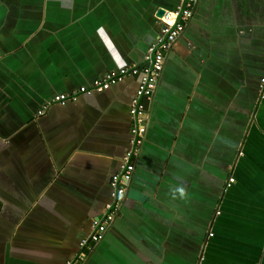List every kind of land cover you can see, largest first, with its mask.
Segmentation results:
<instances>
[{
    "label": "crops",
    "instance_id": "obj_1",
    "mask_svg": "<svg viewBox=\"0 0 264 264\" xmlns=\"http://www.w3.org/2000/svg\"><path fill=\"white\" fill-rule=\"evenodd\" d=\"M178 0H0V264H65L129 149L158 10ZM264 0H197L166 55L122 209L83 264H264ZM230 178L234 179L230 183ZM186 188V197L171 190Z\"/></svg>",
    "mask_w": 264,
    "mask_h": 264
},
{
    "label": "built area",
    "instance_id": "obj_2",
    "mask_svg": "<svg viewBox=\"0 0 264 264\" xmlns=\"http://www.w3.org/2000/svg\"><path fill=\"white\" fill-rule=\"evenodd\" d=\"M196 4L197 0H178L176 9L165 10L163 17L159 18L161 32L156 42L148 48L143 66L134 65L111 71L88 86L80 87L70 93L55 94L53 100L37 112L36 118L44 116L49 106L53 104L64 106L70 100L76 101L79 95L103 93L123 82L127 77L137 78V88L130 106L132 125L129 149L120 160V172L110 181L111 191L104 215L92 221L89 236L79 243V252L65 264H83L86 253L104 240L109 227L119 216L122 201L136 170L135 161L140 155L148 131L149 117L145 100L152 98L164 70L166 55L185 31L187 23L192 19ZM260 87L264 88V77L261 79ZM229 182L233 183L234 179L230 178Z\"/></svg>",
    "mask_w": 264,
    "mask_h": 264
},
{
    "label": "clouds",
    "instance_id": "obj_3",
    "mask_svg": "<svg viewBox=\"0 0 264 264\" xmlns=\"http://www.w3.org/2000/svg\"><path fill=\"white\" fill-rule=\"evenodd\" d=\"M173 198H176L177 194L180 198L186 197V188L184 186H177L171 190Z\"/></svg>",
    "mask_w": 264,
    "mask_h": 264
},
{
    "label": "water",
    "instance_id": "obj_4",
    "mask_svg": "<svg viewBox=\"0 0 264 264\" xmlns=\"http://www.w3.org/2000/svg\"><path fill=\"white\" fill-rule=\"evenodd\" d=\"M164 14H165V9H160V10H158L157 17L161 18V17H163Z\"/></svg>",
    "mask_w": 264,
    "mask_h": 264
}]
</instances>
